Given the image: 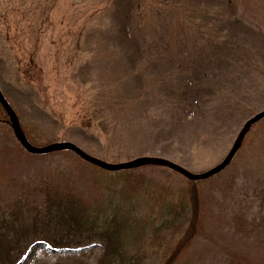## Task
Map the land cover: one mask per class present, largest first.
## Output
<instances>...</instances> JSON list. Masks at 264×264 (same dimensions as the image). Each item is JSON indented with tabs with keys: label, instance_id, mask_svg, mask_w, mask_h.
Listing matches in <instances>:
<instances>
[{
	"label": "rangeland",
	"instance_id": "obj_1",
	"mask_svg": "<svg viewBox=\"0 0 264 264\" xmlns=\"http://www.w3.org/2000/svg\"><path fill=\"white\" fill-rule=\"evenodd\" d=\"M0 93L35 147L69 143L110 164L158 158L204 173L264 111V0H0ZM8 122L0 177L9 190L51 180L91 197L80 180L92 166L66 151L29 155ZM125 175L189 187L162 166ZM199 190L197 234L172 264H264V118ZM37 243L18 264L82 253L94 264L99 253Z\"/></svg>",
	"mask_w": 264,
	"mask_h": 264
},
{
	"label": "trees",
	"instance_id": "obj_2",
	"mask_svg": "<svg viewBox=\"0 0 264 264\" xmlns=\"http://www.w3.org/2000/svg\"><path fill=\"white\" fill-rule=\"evenodd\" d=\"M0 121L9 124L1 106ZM19 126L23 138L34 146L33 136L22 123ZM62 151L76 156L65 149L33 156ZM88 165L93 168L90 181L80 180L91 188V197L86 200L79 197L77 188H62L59 181L28 179L18 192L9 190L0 177V264H17L37 242L52 251L93 246L99 251L94 264H149L151 260L172 264L191 244L200 221L199 184L217 174L198 181L186 178L189 187L173 191L142 177L125 175L138 166L107 172ZM172 245L171 254L160 259L164 254L158 255L159 249L165 246L168 250ZM80 256L85 259V253ZM81 258H57L52 264H88Z\"/></svg>",
	"mask_w": 264,
	"mask_h": 264
},
{
	"label": "water",
	"instance_id": "obj_3",
	"mask_svg": "<svg viewBox=\"0 0 264 264\" xmlns=\"http://www.w3.org/2000/svg\"><path fill=\"white\" fill-rule=\"evenodd\" d=\"M0 106L3 108L7 117L10 120L11 127H12L13 131L15 132L16 138H17L20 146L28 154L42 155V154H45V153L50 152V151L64 150L65 149V150H69V151L73 152L76 156H78L84 162L91 164V165H94V166L98 167L99 169L107 171V172H117L119 170H130V169H133L134 167H137V166L150 164V165L162 166L164 168H167L169 170L177 172L180 175H182L185 178L192 180V181L203 180V179H206L208 177H211L213 175H216V174L222 172L228 166V164L230 163V161L232 160V158L234 157V155L238 151L239 145H240L242 139L244 138V135H245L247 129L251 125L256 123L257 121L264 118V111H262V112H259L258 114H256L255 116H253L252 118H250L246 122V124L243 126L240 133L238 134L237 139H236L231 151L226 155L224 160L219 165H217L216 167H214V168H212V169H210L204 173H201V174H190L186 170L182 169L181 167H179V166H177V165H175L169 161H166L164 159L140 158V159H136V160H133L130 162H126V163L109 164V163L103 162L99 159H96V158H93V157H90V156L84 154L80 149H78L77 147H75L74 145L69 144V143L48 145L46 147H41V148L31 146L23 138L21 130H20V126H19L18 117L16 116V114L14 113V111L12 110L10 105L7 103V101L4 99V97L1 95V93H0ZM37 244L38 245H44V243H41V242H39ZM91 247H93V246H91ZM83 250H86V249L80 248V249L74 250V251H83ZM50 251H52V250L50 249ZM53 252H61V251H53Z\"/></svg>",
	"mask_w": 264,
	"mask_h": 264
}]
</instances>
